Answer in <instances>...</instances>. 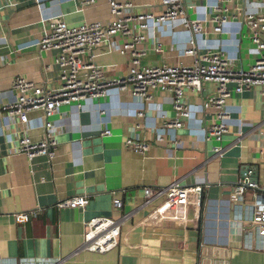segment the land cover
<instances>
[{
	"label": "crops",
	"instance_id": "0c3cea01",
	"mask_svg": "<svg viewBox=\"0 0 264 264\" xmlns=\"http://www.w3.org/2000/svg\"><path fill=\"white\" fill-rule=\"evenodd\" d=\"M135 11L160 13L162 0H129ZM264 0H234L237 22L215 33L209 4L213 0H184L187 14L205 28L197 36L200 52L221 44L234 67L249 68L257 58L248 27L242 22L245 10L263 9ZM55 16L71 26L112 19L107 0L83 6L80 0H0V104L15 99L13 80L22 76L47 88L60 83L57 50L41 51L39 40ZM242 20V21H241ZM240 23H239V22ZM191 32L184 20L160 25L149 31L140 45L146 54L142 63L190 65L193 57L184 51ZM106 42L93 51L94 63L108 78L126 75L131 64L117 46L123 39ZM156 41L162 51L155 48ZM215 84L203 90H186L193 115L181 128H165L163 116L174 118L172 97L159 89L153 99L141 101L127 91L113 89L106 96L64 105L54 117L53 134L58 140L56 157L46 155L29 160L17 151L23 133L39 140L45 136L44 114L30 113L27 129L20 132L17 118L0 113V264H264V235L251 222L257 208L252 190L243 203L232 201L233 187L250 170L264 186V103L259 88L233 93L229 100L232 119L222 141L206 139L204 128L212 113L203 99ZM106 110L100 114V110ZM143 110L144 116L134 115ZM105 129L110 134H103ZM134 137L150 142L141 154L126 146ZM180 139L181 146L172 140ZM224 147L217 155L214 146ZM179 180L204 188L201 218L190 208L184 222H165L145 229L142 221L162 201L155 197L145 204L147 187L157 193ZM86 195L85 208L60 207L69 196ZM123 208H114V199ZM33 212L18 223L15 215ZM118 244L105 252L81 248L85 222L93 217L122 219ZM238 220H241L239 227Z\"/></svg>",
	"mask_w": 264,
	"mask_h": 264
},
{
	"label": "built area",
	"instance_id": "2783aa9c",
	"mask_svg": "<svg viewBox=\"0 0 264 264\" xmlns=\"http://www.w3.org/2000/svg\"><path fill=\"white\" fill-rule=\"evenodd\" d=\"M99 0H80L81 5L88 6ZM112 19L108 23L102 21L87 22L78 26H71L62 16L53 17L39 40L41 51L57 50L56 63L60 66V83L57 88H47L22 76L13 80L16 97L12 101L0 104V113L17 118L20 132L27 129L30 113L38 110L44 114L43 126L45 136L39 140L23 133L19 138L17 151L24 153L29 160L38 155H46L52 161L57 154L58 140L52 133L54 117L64 105L77 104L81 107L83 100L93 97L109 95L111 90L129 92L141 101L153 99V90L159 89L171 95L174 118L163 116L165 128H181L191 119L193 110L186 100V90L202 91L204 84L214 83V92L203 99L205 111L213 115L212 121L205 128L206 139L222 141V137L229 131L232 112L229 100L233 93L242 94L246 90L259 88L264 103V5L261 10H245L241 12L242 22L248 27L249 36L255 46L257 58L249 68L234 67L233 61L226 56L221 44L218 48H208L201 53L197 36L205 30L202 21L188 17L184 0H162L160 13L153 11H135V6L129 0H107ZM264 2V1H263ZM234 0H213L209 4L211 17L209 22L215 33H223L230 23H236L238 15L234 12ZM184 20L185 27L191 32L189 46L184 53L193 57L190 65H155L147 66L142 63L146 50L140 47L148 38V32H156L164 23ZM239 22V21H238ZM240 23V22H239ZM120 36L123 39L117 46L121 54H128L131 64L126 75L108 78L101 66L94 63L93 51L106 42H115ZM155 48L162 51V46L156 41ZM106 110L101 109L100 114ZM134 115L144 116L143 110H136ZM105 129L103 134H110ZM264 139V132H261ZM126 146L141 154L149 152L151 144L146 140L128 137ZM176 147L182 145L178 138L172 140ZM215 154L222 155L224 147L214 146ZM252 190L253 196L259 202L251 222L264 235V186L253 177L250 170H246L239 182L233 187L231 199L243 203L245 194ZM204 188L201 184H183L179 180L173 181L155 193L152 188L145 189V204H150L157 197L162 201L141 222L143 228H157L165 222H184L187 220L190 208L197 219L201 218ZM89 203L86 195H74L58 202L60 207L85 208ZM114 208L122 209L123 200L114 199ZM33 212H21L15 215L18 223L31 219ZM122 219L109 216L93 217L85 222V233L81 248L105 252L115 247L121 235ZM239 227L241 220H238Z\"/></svg>",
	"mask_w": 264,
	"mask_h": 264
},
{
	"label": "water",
	"instance_id": "95a60500",
	"mask_svg": "<svg viewBox=\"0 0 264 264\" xmlns=\"http://www.w3.org/2000/svg\"><path fill=\"white\" fill-rule=\"evenodd\" d=\"M255 179V178H254ZM257 181V180H256Z\"/></svg>",
	"mask_w": 264,
	"mask_h": 264
}]
</instances>
